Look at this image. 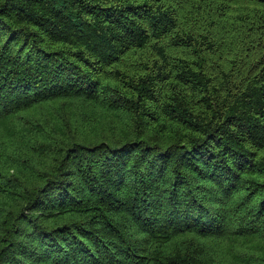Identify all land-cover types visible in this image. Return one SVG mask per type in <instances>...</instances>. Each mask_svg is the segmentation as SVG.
I'll return each instance as SVG.
<instances>
[{
  "label": "trees",
  "instance_id": "1",
  "mask_svg": "<svg viewBox=\"0 0 264 264\" xmlns=\"http://www.w3.org/2000/svg\"><path fill=\"white\" fill-rule=\"evenodd\" d=\"M0 264H264V0H0Z\"/></svg>",
  "mask_w": 264,
  "mask_h": 264
}]
</instances>
